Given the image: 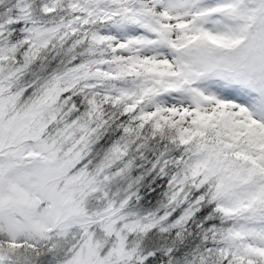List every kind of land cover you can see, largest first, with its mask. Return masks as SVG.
<instances>
[{
    "label": "snow or ice",
    "instance_id": "6c2138e0",
    "mask_svg": "<svg viewBox=\"0 0 264 264\" xmlns=\"http://www.w3.org/2000/svg\"><path fill=\"white\" fill-rule=\"evenodd\" d=\"M0 264H264V0H0Z\"/></svg>",
    "mask_w": 264,
    "mask_h": 264
}]
</instances>
